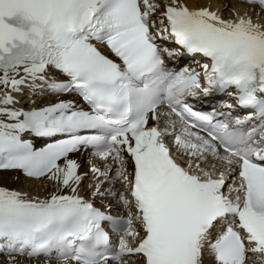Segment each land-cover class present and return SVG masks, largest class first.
<instances>
[{
  "label": "snow or ice",
  "instance_id": "obj_1",
  "mask_svg": "<svg viewBox=\"0 0 264 264\" xmlns=\"http://www.w3.org/2000/svg\"><path fill=\"white\" fill-rule=\"evenodd\" d=\"M243 2L264 11V0ZM231 12L183 0H0V173L55 183L43 199L0 185L7 264H264V23ZM181 50L209 63L170 69ZM26 90L75 93L90 110L74 99L25 110ZM201 93L234 95L246 112L195 110L186 98ZM26 133L65 138L36 149ZM87 148L105 162L91 167L92 197L115 198L123 215L79 194L71 154Z\"/></svg>",
  "mask_w": 264,
  "mask_h": 264
},
{
  "label": "bare ground",
  "instance_id": "obj_2",
  "mask_svg": "<svg viewBox=\"0 0 264 264\" xmlns=\"http://www.w3.org/2000/svg\"><path fill=\"white\" fill-rule=\"evenodd\" d=\"M183 2L186 3L190 8L210 6L212 10H219L220 14L225 19L232 18L231 9L235 7L241 14L248 13L249 15H251L254 22L264 23V11H262L259 7H253L245 4L243 0H183ZM225 5H227L228 7L225 8ZM26 95L29 96L31 94L27 93ZM71 96L72 94L59 96L57 101L60 99H69L71 98ZM51 99V93L40 92L38 96H35L32 99H27L24 101L21 98L22 101L20 100V103L17 105V107L24 108L25 110L33 106L43 107L46 106L47 102H49ZM23 136H26V134H24ZM72 158L78 160L81 165L78 171L83 176V180L79 188V194L85 199L93 200V203L97 207L109 209L110 205V211L122 210L117 200L113 197H108L107 199L101 200L99 198L94 199L91 195L93 191L91 186L96 183L94 174L91 172V167L95 165L103 168L105 162L98 160L97 158H91L88 156L85 157L82 155V152L72 155ZM85 162L86 167L84 168ZM129 171H131V167H129ZM0 185L6 186L12 190L28 193L32 197H36L37 195H39L41 199L45 198L55 190L54 182H49L43 179H26L16 171L0 173ZM104 187L109 188L112 187V185H104ZM115 187L119 189L121 188V185L118 184ZM63 194H71V192L68 189H64ZM7 257L8 255H3L2 253H0V264H7ZM17 260L18 264H48V261L41 259L27 260L25 258L17 257ZM51 264H63V262L52 261ZM69 264L74 263L69 262Z\"/></svg>",
  "mask_w": 264,
  "mask_h": 264
},
{
  "label": "rangeland",
  "instance_id": "obj_3",
  "mask_svg": "<svg viewBox=\"0 0 264 264\" xmlns=\"http://www.w3.org/2000/svg\"><path fill=\"white\" fill-rule=\"evenodd\" d=\"M27 93H29V94H31V95H29V96H27L26 94ZM40 94V92H38V93H36L35 95H33L31 92H28V91H26V93L25 94H23L22 96H19V100H21V98H22V100H27V99H32L33 97H35V96H38ZM21 100V101H22ZM85 166H86V164H84V168H85Z\"/></svg>",
  "mask_w": 264,
  "mask_h": 264
}]
</instances>
